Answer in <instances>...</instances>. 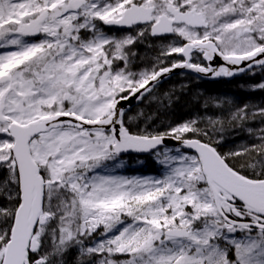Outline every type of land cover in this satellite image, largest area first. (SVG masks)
I'll use <instances>...</instances> for the list:
<instances>
[{
  "label": "snow or ice",
  "instance_id": "obj_1",
  "mask_svg": "<svg viewBox=\"0 0 264 264\" xmlns=\"http://www.w3.org/2000/svg\"><path fill=\"white\" fill-rule=\"evenodd\" d=\"M177 69L264 92V0H0V264H264V103L131 114Z\"/></svg>",
  "mask_w": 264,
  "mask_h": 264
},
{
  "label": "trees",
  "instance_id": "obj_2",
  "mask_svg": "<svg viewBox=\"0 0 264 264\" xmlns=\"http://www.w3.org/2000/svg\"><path fill=\"white\" fill-rule=\"evenodd\" d=\"M117 36L125 34L120 30H113ZM152 45V47H149ZM154 41L149 39L144 44L139 45L137 53L140 60L137 66H146L154 53ZM260 79L259 73L255 77L242 75L233 80L222 78L214 81H204L192 74H179L165 81L158 92H170L173 96V102L169 107H160L147 101L132 108L133 115L143 110L146 114H154L156 119L154 123L160 127H166L169 124L177 123L182 120L192 118L202 111L205 101L212 99L230 100L236 105L243 104H262L264 103V92H253L250 85ZM126 166V175H158L160 168L154 163L153 158H128Z\"/></svg>",
  "mask_w": 264,
  "mask_h": 264
},
{
  "label": "water",
  "instance_id": "obj_3",
  "mask_svg": "<svg viewBox=\"0 0 264 264\" xmlns=\"http://www.w3.org/2000/svg\"><path fill=\"white\" fill-rule=\"evenodd\" d=\"M180 73H190V74H193V73L188 72V71L183 70V69H177V70H176L174 73H172L168 78H165L164 81H163V83H164L165 81H167L168 79H170L171 77H173V76H175V75H178V74H180ZM193 75H195V74H193ZM195 76H197V75H195ZM239 76H241V75H239ZM197 77L200 78L201 80H204V81H207V80H216V79H220V78H226V77H212V76H210V75H209V76H197ZM235 77H238V76H234V77L226 78V79H228V80H232V79H234ZM163 83H162V84H163ZM126 103L131 105V109L141 104V103L138 104L137 101L135 100V98H133L131 101L126 102ZM168 143H171V141H169ZM129 155L147 156V154H136V153H129V154H126V155H124V156H129ZM124 156H123V157H124Z\"/></svg>",
  "mask_w": 264,
  "mask_h": 264
},
{
  "label": "rangeland",
  "instance_id": "obj_4",
  "mask_svg": "<svg viewBox=\"0 0 264 264\" xmlns=\"http://www.w3.org/2000/svg\"><path fill=\"white\" fill-rule=\"evenodd\" d=\"M125 161H126V160H125ZM126 165H127V164H126ZM125 168H126V167H125ZM121 170H124V169H121ZM121 170H120V171H121ZM124 171H125V170H124ZM160 171H161V170H160ZM120 174H122V173H120ZM124 175H125V174H124Z\"/></svg>",
  "mask_w": 264,
  "mask_h": 264
}]
</instances>
